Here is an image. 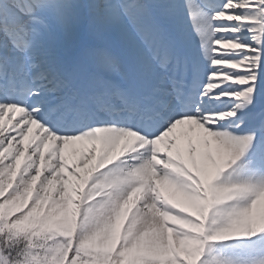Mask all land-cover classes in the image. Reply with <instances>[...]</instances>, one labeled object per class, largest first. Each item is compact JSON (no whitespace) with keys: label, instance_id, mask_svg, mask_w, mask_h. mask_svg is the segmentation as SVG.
I'll return each instance as SVG.
<instances>
[{"label":"snow or ice","instance_id":"snow-or-ice-1","mask_svg":"<svg viewBox=\"0 0 264 264\" xmlns=\"http://www.w3.org/2000/svg\"><path fill=\"white\" fill-rule=\"evenodd\" d=\"M0 264H264V0H0Z\"/></svg>","mask_w":264,"mask_h":264}]
</instances>
